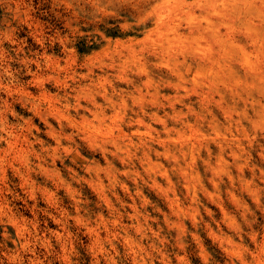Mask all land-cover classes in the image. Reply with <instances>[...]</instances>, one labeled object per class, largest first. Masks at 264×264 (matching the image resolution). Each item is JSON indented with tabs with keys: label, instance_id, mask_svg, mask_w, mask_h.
<instances>
[{
	"label": "rangeland",
	"instance_id": "rangeland-1",
	"mask_svg": "<svg viewBox=\"0 0 264 264\" xmlns=\"http://www.w3.org/2000/svg\"><path fill=\"white\" fill-rule=\"evenodd\" d=\"M0 264H264V0H0Z\"/></svg>",
	"mask_w": 264,
	"mask_h": 264
}]
</instances>
